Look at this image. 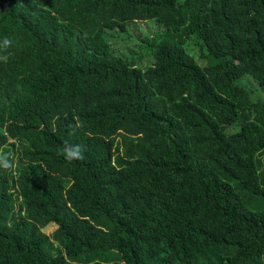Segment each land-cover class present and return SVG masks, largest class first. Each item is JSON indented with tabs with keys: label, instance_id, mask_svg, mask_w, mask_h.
I'll use <instances>...</instances> for the list:
<instances>
[{
	"label": "trees",
	"instance_id": "obj_1",
	"mask_svg": "<svg viewBox=\"0 0 264 264\" xmlns=\"http://www.w3.org/2000/svg\"><path fill=\"white\" fill-rule=\"evenodd\" d=\"M5 38L0 264H264V0H0Z\"/></svg>",
	"mask_w": 264,
	"mask_h": 264
},
{
	"label": "clouds",
	"instance_id": "obj_2",
	"mask_svg": "<svg viewBox=\"0 0 264 264\" xmlns=\"http://www.w3.org/2000/svg\"><path fill=\"white\" fill-rule=\"evenodd\" d=\"M11 45L12 41L8 38H5L0 47L6 50L7 48L11 47ZM0 60L7 62V56H0ZM61 154L64 155L65 159L68 161L84 159L83 147L81 145L65 144ZM14 167L15 161L13 159L12 153L0 149V168L9 170L13 169Z\"/></svg>",
	"mask_w": 264,
	"mask_h": 264
},
{
	"label": "rangeland",
	"instance_id": "obj_3",
	"mask_svg": "<svg viewBox=\"0 0 264 264\" xmlns=\"http://www.w3.org/2000/svg\"><path fill=\"white\" fill-rule=\"evenodd\" d=\"M148 22L151 23L153 21H148ZM136 25H143V23L142 22H139V23H136ZM132 28H133V31L137 34V33H140L143 28L145 29V25L142 28H140L139 30H138V28L136 29V26L135 25H132Z\"/></svg>",
	"mask_w": 264,
	"mask_h": 264
}]
</instances>
